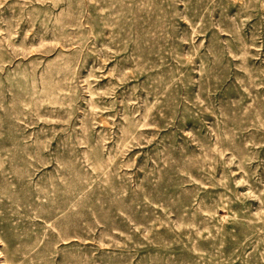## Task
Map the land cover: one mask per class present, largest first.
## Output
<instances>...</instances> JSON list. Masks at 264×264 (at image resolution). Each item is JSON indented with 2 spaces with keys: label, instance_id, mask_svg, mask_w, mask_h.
<instances>
[{
  "label": "rangeland",
  "instance_id": "obj_1",
  "mask_svg": "<svg viewBox=\"0 0 264 264\" xmlns=\"http://www.w3.org/2000/svg\"><path fill=\"white\" fill-rule=\"evenodd\" d=\"M0 264H264V0H0Z\"/></svg>",
  "mask_w": 264,
  "mask_h": 264
}]
</instances>
